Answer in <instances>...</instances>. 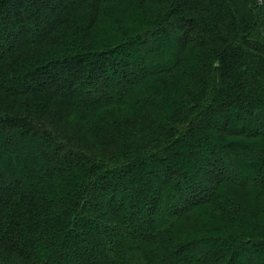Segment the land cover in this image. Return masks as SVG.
<instances>
[{"label": "trees", "instance_id": "1", "mask_svg": "<svg viewBox=\"0 0 264 264\" xmlns=\"http://www.w3.org/2000/svg\"><path fill=\"white\" fill-rule=\"evenodd\" d=\"M0 32V264H264V0H0Z\"/></svg>", "mask_w": 264, "mask_h": 264}, {"label": "rangeland", "instance_id": "2", "mask_svg": "<svg viewBox=\"0 0 264 264\" xmlns=\"http://www.w3.org/2000/svg\"><path fill=\"white\" fill-rule=\"evenodd\" d=\"M1 33V32H0ZM158 59H159V55H153L152 56V59L150 60V67H152V64H157V62H158ZM139 62V60L137 59H135L134 60V58H133V63H132V71H133V73L134 74H136V75H138V72H139V66H138V63ZM170 63V62H169ZM56 82H60L59 80H57ZM57 84H59V83H57ZM241 112V111H240ZM239 113V112H238ZM239 118H242V115H241V113H239ZM217 123H219V125L221 124V121L219 120V119H217ZM236 123H238V122H236ZM47 150V149H46ZM30 151V150H29ZM194 151V150H193ZM186 152H187V150H186ZM216 153L217 154H219V155H221L222 154V148H220V147H217V149H216ZM213 155V154H212ZM212 155H209L208 156V158H204V160L205 161H214V157L212 156ZM26 157H27V160H30L31 162H35V161H38L36 158L33 160V158H30V157H28V155L26 154ZM193 155L191 154V157H190V155L188 154L187 155V157H186V161H185V166H186V171H188V173L190 174V175H193L194 173H195V177H198L199 178V182H200V186H204L205 184H207V180H206V178H208V174L207 173H205V172H203L202 171V173H200L199 172V165H198V163H197V158L196 157H193ZM190 158V159H189ZM223 164H219L218 165V167H223L222 165H224V167H226V169H228V171L232 168L231 167V163L230 162H228L226 159H223ZM230 164V165H229ZM206 166V165H205ZM204 166V167H205ZM208 166V165H207ZM245 166H241V167H237L238 169H237V175L238 174H240L241 172H243V168H244ZM209 168H210V172H211V174L212 175H216V173H217V171H218V169L217 168H215V166H214V164L211 162V164L209 165ZM197 171V172H196ZM210 172H209V175H210ZM235 174H236V171H235ZM194 176V175H193ZM186 185H188V186H193V182H190V181H188V182H186ZM111 193H112V191H111V189H107L106 191H103V194L102 195H100V197H99V201L100 202H108L110 199H111ZM138 197H134V196H130L129 197V199L128 200H130V201H134V200H136ZM174 198H175V196H170L169 198H166V200H165V204H164V206L162 207V210H160L159 211V213L162 215V214H166V213H168L167 211H168V207L170 208V207H172V202L174 201ZM177 199L178 198H175V201L174 202H177ZM127 202V201H126ZM141 216V215H140ZM204 247V246H203ZM205 248V247H204ZM243 258V257H242ZM242 258L240 257L239 259H238V262H240L241 264L242 263H244L243 261H242ZM264 260V256H262L261 257V259L259 260V258L258 257H256V259H254V262L255 263H260V261H263ZM236 264H237V262H236ZM245 264V263H244Z\"/></svg>", "mask_w": 264, "mask_h": 264}]
</instances>
